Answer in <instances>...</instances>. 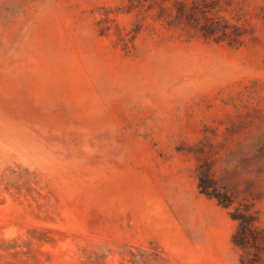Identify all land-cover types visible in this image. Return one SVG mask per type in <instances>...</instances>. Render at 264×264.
<instances>
[{
  "label": "rangeland",
  "instance_id": "374dc122",
  "mask_svg": "<svg viewBox=\"0 0 264 264\" xmlns=\"http://www.w3.org/2000/svg\"><path fill=\"white\" fill-rule=\"evenodd\" d=\"M0 264H264V0H0Z\"/></svg>",
  "mask_w": 264,
  "mask_h": 264
}]
</instances>
